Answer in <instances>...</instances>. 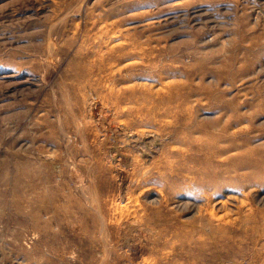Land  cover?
<instances>
[{
    "label": "rangeland",
    "instance_id": "obj_1",
    "mask_svg": "<svg viewBox=\"0 0 264 264\" xmlns=\"http://www.w3.org/2000/svg\"><path fill=\"white\" fill-rule=\"evenodd\" d=\"M226 123L264 144V0H0V163L50 206L0 264H264V188L189 176Z\"/></svg>",
    "mask_w": 264,
    "mask_h": 264
},
{
    "label": "bare ground",
    "instance_id": "obj_2",
    "mask_svg": "<svg viewBox=\"0 0 264 264\" xmlns=\"http://www.w3.org/2000/svg\"><path fill=\"white\" fill-rule=\"evenodd\" d=\"M208 91L211 92L212 89L208 88ZM212 100L216 101L215 106L218 105V110H227V103L220 96L212 97ZM215 124L216 121H212L209 126ZM247 134L241 130L230 132L227 123L219 125V132L212 133L211 137L205 140L207 144L198 147L195 154L188 159L193 163V170L189 176L194 187L201 188L202 193L206 195L209 192L216 194L238 187L264 188V144H257L256 148L251 147L253 138ZM219 142H222L223 146L218 144ZM9 159L14 166L12 173L7 167L8 159L0 163V184L9 187L8 191L0 192L2 199L0 211H6L9 220L17 226L36 227L42 212L50 208L48 201L42 200L36 192L37 180L45 182L48 179L44 180L45 177L40 176L43 174L42 169L46 167L25 158L11 156ZM7 176L11 178L5 181L4 178ZM41 223L45 228L51 221L46 219ZM20 238L21 235H18L17 239Z\"/></svg>",
    "mask_w": 264,
    "mask_h": 264
}]
</instances>
